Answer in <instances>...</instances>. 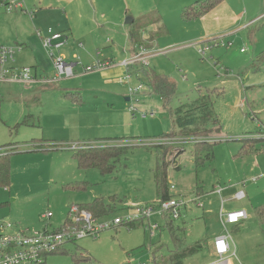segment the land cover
Instances as JSON below:
<instances>
[{"label": "rangeland", "instance_id": "374dc122", "mask_svg": "<svg viewBox=\"0 0 264 264\" xmlns=\"http://www.w3.org/2000/svg\"><path fill=\"white\" fill-rule=\"evenodd\" d=\"M197 1L200 0H91L92 3L83 0L77 6L66 0H8L21 2L23 9L33 13V18L19 8L7 12L0 5V45H22L14 56V65L30 67L38 79L52 77L51 58L35 29H40L43 35L49 29L61 30L65 14L81 13L93 18V4L99 14L94 23L106 27L96 32L91 25L96 38L93 48L103 56L113 55L114 61H109L115 66L127 56L123 49L132 46L125 33L132 17L143 20L157 15L159 23L146 25L143 33L144 38L153 37V45L147 50L155 53L146 58L145 66H140L152 68L175 83L171 108L194 98L198 91H213V109L221 126L219 134H208L216 141L211 160L195 166L190 153L193 144L172 146L166 157L167 161L173 160L167 167L171 196L189 201L197 187L203 205H189L172 221L185 244H202L201 250L185 258L182 264H207L213 260L206 245L224 232L219 220L221 207L224 212L240 208L247 213L240 224L228 226L231 249L235 250L229 264H264V218L255 211L264 206V139L256 141L252 151L240 154L243 139L253 136L257 124L264 122V18L256 20L258 15H251L264 0H221L201 18L183 21L181 9ZM183 2L185 5L181 6ZM150 5L158 11L151 10ZM229 27L232 28L220 31ZM218 36L232 41V45L214 47L204 58L191 45ZM64 45L54 50V55L72 61L71 48ZM135 51L139 47H134ZM124 74L125 70L111 83L90 87L92 94L88 90L82 92L85 105L90 102L94 107L83 116L81 132L89 128V136H93L98 128L105 129L108 136L121 140L101 143L127 147L115 170L106 176L97 169H77L74 151L68 148L72 142L93 143L94 139H63L55 142V146L45 141L56 134L55 128L52 129L57 124L54 119L69 113L70 108L62 104L60 90L43 91L38 83L0 82V153H10L9 184L0 186L1 219L19 229H41L45 222L40 215L51 212L48 222L54 228L62 224L71 205L87 203L96 197L114 206V211L101 220L123 216L135 204L158 206L152 175L156 163L153 143L158 138L171 137L160 135L171 130L173 119L163 108L160 96L152 92L142 69L131 72L127 82L132 87L142 86L134 95L128 93L127 83L118 82ZM36 87L39 91L34 92ZM218 90L222 92L216 95ZM111 92L115 95L113 100L107 99ZM131 108L136 110V117L131 116ZM142 112L147 115L145 119L140 117ZM66 124L70 127L71 120ZM111 124L117 128H110ZM75 184L83 186L72 188ZM240 189L245 196L235 199L233 195ZM110 197L116 198L111 201ZM151 221L159 225L153 235L147 229V220L133 226L123 223L103 230L96 238L85 237L63 245L66 252L48 255L45 264H153L154 256L165 255L167 259L174 248L165 219L154 216Z\"/></svg>", "mask_w": 264, "mask_h": 264}, {"label": "built area", "instance_id": "2783aa9c", "mask_svg": "<svg viewBox=\"0 0 264 264\" xmlns=\"http://www.w3.org/2000/svg\"><path fill=\"white\" fill-rule=\"evenodd\" d=\"M0 5H4L7 12L19 8L24 14H28L33 18V13L23 9L21 2L10 3L8 0H0ZM264 18V14L259 16L257 20ZM36 35L40 38L43 48L47 51L51 58L54 75L52 77L42 76L39 79L35 74L32 75L30 67L14 65L15 54L19 52L21 45H0V82H20L25 85L42 84L51 85L62 79H68L74 76V63L68 62L63 56H55L54 50H58L66 43V36L61 32H53L48 30L47 35H43L40 29H35ZM198 55L201 58L206 57L207 53L218 47H226L232 45V42L225 40V37L218 36L209 39L205 43H192ZM243 51V49H241ZM154 51H149L146 48L139 46V51L133 52L132 55L124 58L119 65L124 68L125 74L120 77L118 82H128L131 76V69L136 66L146 64V58ZM100 51L97 50L94 55V61L91 65H86L83 69L85 73L96 70H104L114 66L109 60H103L100 57ZM142 89L141 85L135 87L128 85V93L134 95ZM131 116L134 117L136 110L130 109ZM142 117L145 114H141ZM256 139H264V122L257 124L253 136ZM214 141L209 137L201 136H171L166 138H158L153 144H169L175 147H181L186 144H194L198 141ZM99 142H72L69 149L75 151L77 149L88 148L94 145H102ZM172 188V185L170 186ZM220 192V191H218ZM245 193L242 189L238 190L233 197L235 199L244 198ZM189 205L202 207L201 196L194 195L193 199L184 201L183 199H175L173 197L159 201L158 206L154 203L135 204L130 207V210L123 216H114L110 219L94 218L93 215L86 210H79L75 205H71L67 215V221L58 227H50L48 220L51 217V212L40 215L41 221H44V226L41 229L16 228L15 225L7 220L0 218V264H42L51 252L63 247L67 243L78 241L85 237L96 238L100 232L106 229L118 227L126 223L147 220V229L150 234L159 228L156 221H151L154 216L162 219H177L180 217L182 210ZM247 218V213L244 209H234L224 212L222 207L219 210V220L224 232L215 236L212 240L213 260L207 264H229V257L235 255V250L231 249L230 233L228 226L238 225ZM57 228V229H56Z\"/></svg>", "mask_w": 264, "mask_h": 264}, {"label": "trees", "instance_id": "16d2710c", "mask_svg": "<svg viewBox=\"0 0 264 264\" xmlns=\"http://www.w3.org/2000/svg\"><path fill=\"white\" fill-rule=\"evenodd\" d=\"M221 0H200L184 6L180 11V17L183 21L196 20L210 10H212L216 4ZM159 17L157 15L150 16L149 18L140 20L132 18L129 21L127 27V39L129 43L134 47L142 46L149 48L152 46L153 37L150 35L147 38L143 37L146 25L152 23H159ZM150 43L147 45L146 43ZM232 42V41H231ZM19 45V44H18ZM133 54V53H132ZM131 54V55H132ZM136 69H142L143 75L147 80L149 87L153 93L160 96L162 106L166 109L171 116L172 128L168 133H163L160 137L166 136H201L208 137V134H219L221 130L220 122L213 109V91L207 89L205 92L200 93L192 99H186L183 102H179L174 108L170 107V100L175 92V83L169 79L166 75L157 73L155 70L149 67L136 66L131 69L135 72ZM222 90H218L215 94H220ZM134 114L136 112H133ZM143 113V112H142ZM141 113V114H142ZM141 118H145L147 115ZM136 117V114L134 115ZM26 121L24 120L23 123ZM204 135V136H203ZM109 140H121L109 139ZM242 146L240 147V154L252 151L254 143L262 139H256L254 137L244 138ZM40 141V139H37ZM216 141L201 140L194 143L191 147L190 153L193 156L195 166H199L205 161L212 159V146ZM118 145H94L88 148L77 149L73 152V158L76 161L77 169L86 171L89 169H97L102 176L110 175L117 167V162L120 160L121 155L126 152V146L119 147ZM170 146V145H169ZM170 147L165 144L156 145V163L152 169L153 181L156 189V195L158 201H163L171 198L169 193V184L167 181V167L171 164V161H167L166 157L171 151ZM176 166V165H175ZM10 180V153H0V186L7 187ZM83 185H72V188H81ZM197 192L195 195L200 196V191L196 187ZM116 197H110L111 201H114ZM79 210H86L90 212L94 218H102L114 211V206L111 202H106L102 197H96L87 203L75 204ZM256 214L264 218V206H258ZM68 215V213H67ZM175 219H169L165 221L168 227L169 236L173 243L174 250L170 255H163L157 258L154 256L153 264H182L184 259L197 253L201 250L202 244L195 242L191 245L184 243L183 239L179 235L178 229L173 227L172 221ZM67 221V216L62 223ZM138 222V221H136ZM136 222L127 224L133 226ZM57 229V228H56ZM75 242V241H73ZM66 250L61 247L50 254L62 253ZM45 264V261L42 263Z\"/></svg>", "mask_w": 264, "mask_h": 264}, {"label": "crops", "instance_id": "0c3cea01", "mask_svg": "<svg viewBox=\"0 0 264 264\" xmlns=\"http://www.w3.org/2000/svg\"><path fill=\"white\" fill-rule=\"evenodd\" d=\"M82 1L83 0H66L67 3L73 4V5L77 4V6ZM87 1L92 3L91 0H87ZM184 1H188V0H184ZM182 5H185V2L181 3V6ZM150 7L152 8L153 6L150 5ZM92 8L94 9V15H92L94 20H93V18H91V16L87 18L84 14H81V13H78L77 15L71 14L70 16L65 14L66 17H65L64 24H63V29L56 31V32H63V33L65 32V34H66L65 36L67 39H66V43H65L64 47L66 46V48H68V47L71 48L70 49L71 50L70 55H72L71 56L72 61L70 60V62L74 63V71L76 72V73H74V76L71 78H68V79H62V80L58 81L57 83L49 85L52 87H49L48 85L40 84V90H43V91L46 88H53L54 90H60L63 94L60 97L64 98V101L62 102L63 106L70 108V109H68L69 113L66 112L65 114L60 115L62 117L59 116L58 118L54 119L55 123H57V124H54V127L52 126V129L55 128L56 134L52 138H49L50 136H48V138H46V140H45V141L53 142V144L55 142H57L59 140H63V139L64 140H66V139H70V140L94 139L95 142L99 143V142H103V141H114V140H109V139L119 138L118 136H108L107 134L109 132L106 131L105 129L98 128L96 135L89 136L90 135L89 128H87L85 133L81 132V129L79 128L80 122L83 121V116L85 114H90V112L93 111V110H91V108L94 107L93 105H91L90 102H89V105H85L84 100L82 99L83 98L82 92L88 90L90 92V94H92L93 91L89 90L90 87L95 89L94 87H97L101 83L102 84H108L109 82L111 83V81H110L111 79L114 80V79H116V77L118 75H121L124 73V68L119 66V65H115L111 68L104 69V70L92 71L89 73H85L83 71V68L86 65L93 63L95 50L97 49V48L96 49L93 48V42L96 41V38L92 34L93 30L91 28V25L93 26V28L96 32L104 31L106 28L105 25H103V24L100 25V24L94 23V21L95 22L98 21V15L99 14H97V12H96L97 10H95V6L93 4H92ZM156 9L157 8L154 7L151 10H156ZM156 11H158V10H156ZM261 13L264 14V2L262 3L260 9L251 15H258V17H259L262 15ZM102 15H104V14H102ZM138 15L140 16L141 14H138ZM125 16L127 17L126 14H125ZM258 17H256L255 19L257 20ZM123 18H124V16H123ZM118 19H119V17H118ZM231 28L230 27L229 28H223L220 31L229 30ZM126 32H127V27L125 29V33ZM143 33L145 34V31ZM228 34H230V33H227V35ZM145 37H146V35H145ZM152 45H153V43H152ZM21 47L23 48L22 45H21ZM241 49H240V51H241ZM123 51L126 52L125 54H127V56H130L134 52V46H129V49L128 48L123 49ZM241 52H244V51H241ZM99 57L101 59H107L110 61H114L113 55H112V57L103 56L102 52H100ZM130 79H131V77L128 79V82ZM122 83H127V82H122ZM94 85H97V86H94ZM127 85H128V83H127ZM41 86H43V87H41ZM37 91H39V87H36L34 90V92H37ZM89 96L92 97V99L95 97L94 95H89ZM114 97H115L114 92L107 94V99L113 100ZM72 113H73V117H70V115ZM143 119H145V118H143ZM68 120H71V122H72V125L70 127L67 125L68 123L66 124V121H68ZM112 126H115L117 128V125H113V124L109 125L110 128ZM106 128H108V126ZM71 130H74V131H71ZM81 135H83V136L81 137ZM117 135H119V134H117ZM48 139H50V140H48ZM40 140H42V138H40ZM96 140H99V141H96ZM38 143H40V142H38ZM55 145L56 144H54L53 146H55ZM212 240H213V238H212ZM212 240L207 242V245H206V247L210 250V252H212ZM211 255H213V254H211Z\"/></svg>", "mask_w": 264, "mask_h": 264}]
</instances>
